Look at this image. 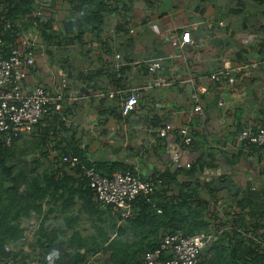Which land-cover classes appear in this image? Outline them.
Here are the masks:
<instances>
[{
	"label": "crops",
	"instance_id": "0c3cea01",
	"mask_svg": "<svg viewBox=\"0 0 264 264\" xmlns=\"http://www.w3.org/2000/svg\"><path fill=\"white\" fill-rule=\"evenodd\" d=\"M109 4L112 8L100 40L88 34L80 41L44 42V57L37 60L28 84L52 93L60 85L59 74L64 73V94L80 97L64 104V124L70 134L76 132L91 162H119L142 179L171 169L174 180L156 193L158 198L176 203L187 193L195 196L192 199L206 200L210 229L228 227L218 236L231 234L240 211L238 199L246 193L257 204L264 203V148H244L236 138L240 130L257 131L264 124V4L256 0H111ZM53 5H66L71 12H62L60 21L55 18L57 24L80 17L67 0ZM200 26L202 35L195 34ZM185 32H190L191 43L173 47L172 40H180ZM70 47L75 50L70 52ZM227 57L234 63L258 65L220 82L208 81L206 77L218 72ZM151 59H160L161 66L152 70ZM202 84L206 93L199 90ZM131 89H140L138 104L122 116L124 93ZM108 106H115L116 114L102 115L100 111ZM54 116L51 111L49 117ZM186 124L193 136L189 147L180 146L178 133ZM161 129L166 131L164 137L159 135ZM241 148L244 158L236 164L234 155ZM174 153L190 163L202 157L207 165L191 175L187 170L167 168ZM64 171L81 178L77 171L67 167ZM178 183L185 187L181 189ZM81 188L82 183L78 184ZM69 215L75 220L74 228L64 226ZM97 217L93 205L76 196L73 211L51 214L48 223L68 236L75 230L89 236L95 234L94 225L100 226ZM104 221L105 229L113 232L109 219ZM117 223L123 225L120 220ZM38 224L36 220L24 222L26 243L34 240ZM64 247L73 251L66 243ZM27 263L39 264H21Z\"/></svg>",
	"mask_w": 264,
	"mask_h": 264
},
{
	"label": "trees",
	"instance_id": "16d2710c",
	"mask_svg": "<svg viewBox=\"0 0 264 264\" xmlns=\"http://www.w3.org/2000/svg\"><path fill=\"white\" fill-rule=\"evenodd\" d=\"M41 1L0 0V37L7 42H18L19 35L35 31L43 48L45 43H65L71 38L80 41L88 34L97 40L102 38L105 19L112 8L111 0H67L74 5L80 17L64 21L61 25L58 23V28L54 26L57 24L55 14H45L39 9ZM256 1L264 4V0ZM4 23L11 25V29L3 33ZM8 51L4 50L3 55L7 56ZM100 112L104 116L113 115L117 109L108 106ZM62 117L58 112L52 118L47 116L39 123L37 132L18 134L10 144L0 135V264L7 259H11L13 264L26 261L46 264V256L51 252L59 256L55 264H140L144 254L156 249L167 234L181 231L189 236L209 231L206 219L210 211L208 201L197 197L192 199L195 196H186L187 193H182L176 203L166 197L161 201L156 194L152 196L153 202L139 195L133 204L134 210L126 218L112 213L109 207H103L95 199L87 179L81 176L80 181L68 175L63 161L70 155L78 156L105 176L128 168L119 162H91L79 144L76 132L69 133ZM241 144L246 148V142ZM243 152L241 148L234 155L236 164L242 162ZM206 165L201 157L190 168L177 170H187L191 175L201 173ZM158 173L164 185L174 180L171 169ZM80 183L82 188L78 189ZM178 184H181V189L185 187L184 183ZM76 196L87 205H93L100 223V226L94 225L95 234L83 236L80 230L74 229L68 236L67 231H60L59 227L48 223L51 214L73 211ZM236 204L240 208L236 213V230L233 229L231 234L223 233L210 242L200 252L199 264H264V249L246 236L251 234L264 239V203L257 204L245 193ZM90 210L88 207L89 215ZM106 219L114 228L113 232H108L102 225ZM30 220L39 224L34 240L26 243L24 222ZM118 220L123 225L118 226ZM73 221L75 223L73 216H66L64 226L74 228L71 226ZM61 236L66 237L62 240ZM64 243L73 251L64 247ZM16 246L20 248L14 250L12 247ZM168 257L163 254L161 262Z\"/></svg>",
	"mask_w": 264,
	"mask_h": 264
},
{
	"label": "built area",
	"instance_id": "2783aa9c",
	"mask_svg": "<svg viewBox=\"0 0 264 264\" xmlns=\"http://www.w3.org/2000/svg\"><path fill=\"white\" fill-rule=\"evenodd\" d=\"M54 26L58 28V24H54ZM2 28L3 33L8 32L11 25L4 23ZM33 34L19 35L18 42L13 40L7 42L0 37V135L7 144H10L18 134L35 133L39 123L49 116L51 111L62 113L64 104L80 99L79 94L70 96L64 94L67 87V77L64 73L59 74L60 85L52 93H49L43 86L28 84V77L37 60L44 57L42 40L37 33ZM191 40L190 32H185L180 40L176 38L172 40L171 44L173 47H181L190 44ZM4 50H9L7 56L3 55ZM160 64L155 60L154 62L150 61L149 65L154 70L158 69ZM257 65L258 63L254 62L234 63L232 57H227L223 60L221 69L208 75L206 79L220 82L225 77L245 72ZM156 85H160V83L158 82ZM199 90L201 93H206V85H200ZM124 94L121 114L127 116L135 110L138 104L140 89H131ZM62 120H65L64 116ZM178 133L180 146L189 147L193 144V136L188 124L180 127ZM159 135L164 137L166 131L161 129ZM236 138L239 143L246 142L247 146L264 148V124L257 131H253L251 128L244 129L237 134ZM63 162L67 169L77 171L87 179L95 199L103 207H109L112 213L123 218L131 214L133 204L139 195L153 202L152 196L165 187L160 173L142 179L135 170L118 169L111 176H105L78 156L70 155ZM191 164L182 161L179 154L174 153L167 168L187 169L191 167ZM158 212L160 213L161 210L158 209ZM225 229L228 227L221 231L212 227L208 232L189 236H185L181 231L167 234L156 249L144 254L140 264H199L200 252ZM246 236L251 237L261 249H264V239L251 234H246ZM163 254H167L169 257L161 262ZM58 257L55 252L49 253L46 256V264H55ZM3 264H13V261L7 259Z\"/></svg>",
	"mask_w": 264,
	"mask_h": 264
},
{
	"label": "rangeland",
	"instance_id": "374dc122",
	"mask_svg": "<svg viewBox=\"0 0 264 264\" xmlns=\"http://www.w3.org/2000/svg\"><path fill=\"white\" fill-rule=\"evenodd\" d=\"M53 3H54V1L52 0V1H49V0H42L41 1V3H40V5H39V9L41 10V11H43L45 14H46V12H50V13H53V14H55V18H58V21H60L59 19H61V15H62V12H65V13H71L70 12V9H69V7L68 6H66V5H59L58 7L56 6V5H53ZM45 7L46 8H50V10H45ZM44 8V9H43ZM67 14V15H68ZM65 15V14H64ZM35 31H32V34L34 33ZM34 35V34H33ZM25 36H27V35H25ZM75 50V48H73V47H70V52H72V51H74ZM52 140H54V139H52ZM53 155L55 156L56 154L55 153H53ZM26 227H27V230H28V225H26ZM35 227H36V224H35V226H34V229H35Z\"/></svg>",
	"mask_w": 264,
	"mask_h": 264
},
{
	"label": "water",
	"instance_id": "95a60500",
	"mask_svg": "<svg viewBox=\"0 0 264 264\" xmlns=\"http://www.w3.org/2000/svg\"><path fill=\"white\" fill-rule=\"evenodd\" d=\"M201 22H202V21H201ZM202 29H203L202 26H200L199 29H198V31L195 32V34L202 35V32H203ZM182 47L185 48L186 45H183ZM155 60H157V61L160 62V59H151L150 61H151V62H154ZM150 61H149V63H150ZM80 91H81V93H82L83 95L86 94V93L84 92V87H81ZM263 213H264V212H263Z\"/></svg>",
	"mask_w": 264,
	"mask_h": 264
}]
</instances>
